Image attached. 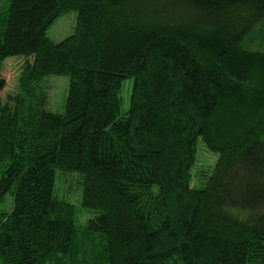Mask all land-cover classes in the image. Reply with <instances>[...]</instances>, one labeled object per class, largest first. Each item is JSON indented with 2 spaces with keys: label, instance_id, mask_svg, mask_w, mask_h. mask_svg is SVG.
Returning <instances> with one entry per match:
<instances>
[{
  "label": "trees",
  "instance_id": "1",
  "mask_svg": "<svg viewBox=\"0 0 264 264\" xmlns=\"http://www.w3.org/2000/svg\"><path fill=\"white\" fill-rule=\"evenodd\" d=\"M0 264H264V0H0Z\"/></svg>",
  "mask_w": 264,
  "mask_h": 264
},
{
  "label": "rangeland",
  "instance_id": "2",
  "mask_svg": "<svg viewBox=\"0 0 264 264\" xmlns=\"http://www.w3.org/2000/svg\"><path fill=\"white\" fill-rule=\"evenodd\" d=\"M71 26L69 20H62L58 22L55 28H53V35H61L64 36L65 31ZM15 71L14 68L8 66L6 69V78L8 82V86L5 88L4 92H9L16 89L14 82L16 79L14 78ZM43 87V94L44 100L47 106H50V109L54 110V108L59 107L62 102V95L65 88V80L64 79H57V78H50L47 81L42 83ZM5 92V93H6ZM213 161V157L209 156L208 154H203L200 159L201 165H207L209 162Z\"/></svg>",
  "mask_w": 264,
  "mask_h": 264
}]
</instances>
